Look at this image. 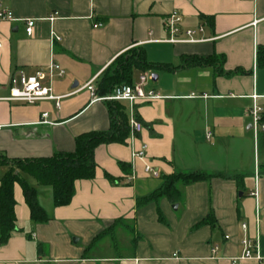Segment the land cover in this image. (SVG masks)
Returning <instances> with one entry per match:
<instances>
[{"label":"crops","instance_id":"1","mask_svg":"<svg viewBox=\"0 0 264 264\" xmlns=\"http://www.w3.org/2000/svg\"><path fill=\"white\" fill-rule=\"evenodd\" d=\"M3 1L15 22L0 23V84L15 71L31 76L50 63L64 72L44 80L60 98L58 108L51 101L0 104V156L7 159L72 153L78 136L107 132V102L92 101L84 86L97 76L96 92L100 74L131 49L161 65L214 56L222 59L224 74L212 68L158 74L147 89L161 98L133 105L143 130L132 141L127 137L124 144L95 149V176L75 183L69 205L55 208L50 190L22 175L37 190L49 220H30L16 184V229L0 246V264H231L241 253V224L258 240L261 260L238 264H264V132L255 136L248 116L251 96L264 106V69L256 65L257 49H264V0ZM173 12L182 17L183 30L202 26L196 37L207 41L163 43V22ZM25 20L34 21L31 37L25 35ZM145 73L153 75L135 72L132 83ZM191 94L206 98L190 99ZM117 104L127 123L129 105ZM142 145L145 157L133 158ZM145 167L159 177L145 175ZM6 171L0 166V180ZM194 173L213 178L181 186L177 204L164 198L139 204L163 177ZM213 246L219 248L215 257Z\"/></svg>","mask_w":264,"mask_h":264},{"label":"trees","instance_id":"2","mask_svg":"<svg viewBox=\"0 0 264 264\" xmlns=\"http://www.w3.org/2000/svg\"><path fill=\"white\" fill-rule=\"evenodd\" d=\"M219 61V62H218ZM221 58L182 57L179 66L171 64H150L146 61L141 49H131L118 56L101 74L97 82L96 94L103 98L112 94L116 87L130 85L135 72L150 71L157 76L160 73H174L189 68H212L223 75L220 69ZM256 65L264 69V49L256 52ZM235 73H243L236 71ZM110 115V129L107 132L83 134L75 139V150L72 153H54L48 158L7 159L0 156V166L7 171L0 180V246L4 245L10 234L15 231L14 186L22 190L24 203L28 207L30 220L35 224H44L49 218L38 202L37 190L27 184L22 175L32 177L36 183L48 188L55 208L70 204L74 196V185L77 181L91 180L95 176L96 165L94 151L101 145L124 144L128 137V127L123 109L115 102H107ZM264 120V118H263ZM200 173L171 174L162 178L161 186L150 195L139 200L140 205L154 202L160 198L177 204L181 200L180 187L190 186L212 179ZM207 222V221H206Z\"/></svg>","mask_w":264,"mask_h":264},{"label":"built area","instance_id":"3","mask_svg":"<svg viewBox=\"0 0 264 264\" xmlns=\"http://www.w3.org/2000/svg\"><path fill=\"white\" fill-rule=\"evenodd\" d=\"M57 14L54 13L50 15L47 20L53 23L56 20ZM15 19L10 11V9L5 5L3 0H0V23H13ZM25 25V35L31 37L33 34L34 21L25 20L23 21ZM182 17L177 13L173 12L165 19L163 22V30L166 33L167 38L162 41L163 43L169 45H183V44H198L206 42L207 40L202 38H197L196 35H201L203 33V27L199 26L195 30H183L181 28ZM101 27V25H96L94 28ZM51 38L54 41L60 42V38L51 33ZM1 48V43H0ZM46 71L39 70L34 75L27 76L22 71L13 72L6 85L0 84V93L6 91L4 96L0 95V104H22V105H36L37 103L44 101L55 102V108H58V101L60 98L53 96L51 86H45L44 80L46 77L48 81L51 82L54 74L58 77H62L64 72L55 63H50ZM97 81V76L90 79V81L84 86L90 95L92 101H102V102H115V103H127L130 107V115L127 120L128 127V139L132 141L135 139L136 135L143 130V126L138 122L133 114V105L139 102L149 103L151 101L160 99L161 97L152 90H148V84L152 81V75L145 73L138 77L135 83L130 85H122L116 87L112 94L103 98L96 96L95 84ZM190 99L206 98L205 96H197L191 94ZM252 100V105L248 109V116L251 120V129L256 136L259 132H264V106H261L258 101L260 97L253 95L250 97ZM47 114H42L41 118L44 119ZM1 129V127H0ZM209 134L207 135V138ZM146 146L142 145L139 150H134L132 153L133 158L142 159L145 157ZM144 174L152 178H158L159 175L151 167L144 168ZM133 178L127 181L131 183ZM251 197H256V193H251ZM240 231L242 237L240 239L241 253L238 257L230 259L231 264H238L241 261L256 260L260 261L259 256V244L257 239H250L247 234L246 224L240 225ZM227 239V237L225 238ZM219 248L218 246H213L210 250L211 256L215 257Z\"/></svg>","mask_w":264,"mask_h":264},{"label":"rangeland","instance_id":"4","mask_svg":"<svg viewBox=\"0 0 264 264\" xmlns=\"http://www.w3.org/2000/svg\"><path fill=\"white\" fill-rule=\"evenodd\" d=\"M154 83H151L150 85H153ZM259 144L261 143L260 140L258 141ZM257 150H258V145H257V140H256V151L254 152V158L257 160ZM121 251V250H120Z\"/></svg>","mask_w":264,"mask_h":264},{"label":"water","instance_id":"5","mask_svg":"<svg viewBox=\"0 0 264 264\" xmlns=\"http://www.w3.org/2000/svg\"><path fill=\"white\" fill-rule=\"evenodd\" d=\"M157 80V77L155 75H152V81L155 82ZM176 206H173V209H176Z\"/></svg>","mask_w":264,"mask_h":264}]
</instances>
